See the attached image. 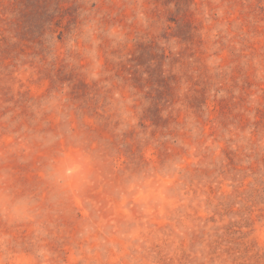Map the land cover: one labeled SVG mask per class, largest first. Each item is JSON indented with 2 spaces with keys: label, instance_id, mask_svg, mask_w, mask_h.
<instances>
[{
  "label": "clouds",
  "instance_id": "9594fccd",
  "mask_svg": "<svg viewBox=\"0 0 264 264\" xmlns=\"http://www.w3.org/2000/svg\"><path fill=\"white\" fill-rule=\"evenodd\" d=\"M0 264H264V0H0Z\"/></svg>",
  "mask_w": 264,
  "mask_h": 264
}]
</instances>
